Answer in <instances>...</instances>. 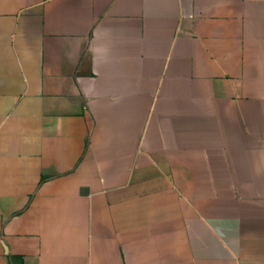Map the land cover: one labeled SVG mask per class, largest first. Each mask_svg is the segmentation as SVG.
Segmentation results:
<instances>
[{
  "label": "crops",
  "instance_id": "obj_1",
  "mask_svg": "<svg viewBox=\"0 0 264 264\" xmlns=\"http://www.w3.org/2000/svg\"><path fill=\"white\" fill-rule=\"evenodd\" d=\"M0 264H264V0H0Z\"/></svg>",
  "mask_w": 264,
  "mask_h": 264
}]
</instances>
